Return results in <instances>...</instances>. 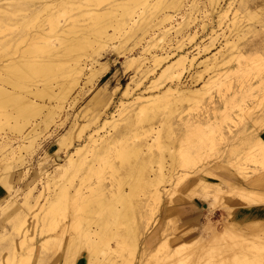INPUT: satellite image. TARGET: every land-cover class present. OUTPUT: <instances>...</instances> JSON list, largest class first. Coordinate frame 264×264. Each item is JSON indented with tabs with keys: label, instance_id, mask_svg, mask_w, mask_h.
<instances>
[{
	"label": "bare ground",
	"instance_id": "6f19581e",
	"mask_svg": "<svg viewBox=\"0 0 264 264\" xmlns=\"http://www.w3.org/2000/svg\"><path fill=\"white\" fill-rule=\"evenodd\" d=\"M80 1L81 9L76 12L74 6ZM92 1L0 0V174L4 175L0 176V264H140L137 257L147 260L148 264L184 262L182 255L176 258L178 253L171 251L169 227L162 231L160 242L152 250L141 244L145 236L146 242L151 243L159 235L160 226L155 218L164 202L165 191L161 184L166 183L168 177L172 179L174 172L171 166L168 174L160 175L163 165L156 170L149 165L154 159L164 156L149 153L154 147L167 149L171 143L173 116L182 113L180 105H177L178 99L182 101L186 98L194 107L201 108L207 104L205 87L219 80L211 81L210 77L201 87L195 85L185 89L166 86L163 93L149 97L142 95L130 104L120 102L123 110L119 116L129 107L137 105V112L121 121L126 123L125 128L140 125L138 141L117 151L113 159L103 164L100 156L115 143L113 136L102 139L90 152L86 150V145L74 146V151H71L73 132L77 127L84 129L100 123L104 129L110 125L116 130L117 137L124 131L116 116L118 110H110L115 104V92L108 86H102L92 92L83 108L87 113L92 111L89 113V125L73 124L54 147L58 151L67 150L68 154L54 170L43 173L45 188L49 190L44 204L40 203L41 195L32 196L36 187L29 190L22 204L15 201L13 193L16 190L5 178L17 166L23 165L27 156L34 154L38 140L62 117L66 104L75 107L84 89L92 91L96 81L109 70L110 61L97 60L88 53L86 45L96 42L101 49H106V53L123 58L127 51L134 50L150 38L144 52L151 55L157 65L151 70L146 66L144 57L136 58L140 63L138 74L143 77L171 59L168 52L158 55L152 51L164 50L162 45L173 29H166L165 24L172 23L175 16L171 13L180 12L186 0H98L111 2L110 7L100 10L91 8ZM208 1L214 10L216 7L219 9L221 0ZM246 1L242 0V4ZM195 5L196 0L192 7ZM64 9L68 18L62 24L60 15H65V11L62 13ZM227 11L221 9L219 17L226 19ZM19 16H22L20 22L13 23L14 17ZM238 16L237 10L232 18L234 25ZM32 19H39L40 23L36 30L28 33L30 29L26 28ZM22 22L25 32H20V39L28 42L26 48L19 58L4 60L3 55L17 41L8 38L7 32ZM156 30L160 33L152 36ZM77 33L92 34L94 41L85 43L77 40L74 37ZM195 38L193 36L190 40ZM52 39H56L57 43ZM214 40L216 38L211 42L214 43ZM130 41L134 46L130 50L125 49ZM229 43L227 39L226 45ZM232 48H237L238 59L246 57L245 53L242 54L243 48L239 49L237 45ZM182 49L180 46L179 50ZM235 53L231 52L226 57L221 55L222 59L215 58L212 62H202L204 70L199 72L200 80L202 76L228 65L236 58ZM177 58L168 62L159 79L180 83L188 66L192 67L196 61L188 54L178 55ZM165 82L155 84L153 88ZM175 93L178 97H174ZM124 95H130L129 88ZM199 122V126L207 123L205 119ZM261 122L264 128V117ZM95 135H90V142L97 143ZM247 140H251L250 136ZM13 141H17L18 146L14 147ZM254 141L256 145L249 148L246 159L255 166H264V137ZM183 162L191 163L192 159L184 156ZM102 170L107 171L108 178H101L95 187L85 185L89 176L100 175ZM244 177L249 179L248 173ZM125 186L128 190H124ZM208 188L199 186L190 199L200 198L211 203L221 190L217 186L210 192ZM227 194L238 196L247 204L240 208L227 205L241 219H256L261 212L254 204L263 203V195L235 189ZM37 206L40 213L32 216L30 213ZM67 208L69 214L64 215ZM242 234L239 228L229 226L213 238L240 241ZM182 246H185L186 255L195 261L201 259L209 243L204 245L197 238H192ZM253 249L258 253L262 247L253 245Z\"/></svg>",
	"mask_w": 264,
	"mask_h": 264
},
{
	"label": "rangeland",
	"instance_id": "374dc122",
	"mask_svg": "<svg viewBox=\"0 0 264 264\" xmlns=\"http://www.w3.org/2000/svg\"><path fill=\"white\" fill-rule=\"evenodd\" d=\"M194 1L186 0L185 7L180 12L171 13L175 16L174 20L170 24H165V28L173 27V29L162 45L164 50L152 51L158 55H165L168 52L171 59L163 62L160 67L145 77L138 74L140 63L136 58L144 57L146 66L151 70L155 68L157 64L152 60L151 55L144 52L150 38L134 50L127 51L123 58L109 52L106 53V49H101L96 42L86 45L88 53L93 54L94 58L99 61H110L109 70L96 81L92 91L88 88L84 89L75 107H70V103L66 104L62 117L38 140V147L34 154L27 156L24 164L17 166L5 178L16 190L13 193L15 201L22 204L29 190L36 187L32 191V196L41 195L40 203L44 204L46 202L44 198L49 195V190L45 188L46 177L43 173L54 170L66 160L68 154L67 150L58 151L54 147L73 124L89 125L88 119L92 111L87 113L83 108L91 98L93 91L102 86H108L109 90H114L115 104L110 110L111 112L118 110L116 116L120 127L124 126V131L121 137H117L116 130L110 125L104 129L100 123L84 129L77 127L73 132L72 148L86 145V150L90 152L100 144L102 139L113 136L115 143L100 156L101 164H103L113 159L117 151L132 146L138 141L137 134L140 132V125L125 128L126 123L121 121L132 117L137 112L135 111L137 105L129 107L119 116L123 110L120 102L130 104L142 95L149 97V95L163 93L164 88L171 85L181 89L195 85L201 87L211 77V81L215 79L219 81L208 88L205 87L204 98L207 104L197 109L188 99L185 98L182 101L178 99L177 105H180L182 113L180 116H178L179 112L173 116L171 143L167 149L159 150L154 147L149 153L164 156L154 159L149 165L155 170L163 165L162 171L160 169L159 172L160 175L168 174L171 166L174 172L172 179L168 177L166 183L161 184L165 191L164 202L160 213L155 218L160 226L159 235L151 243L146 242L147 236H145L141 244L147 250H152L160 242L162 231L169 227L171 251L178 253L176 258L180 255L185 258L183 264H264V202L254 204V207L261 211L258 212L256 219L243 220L237 213L227 208V205L233 207L247 205L242 198L227 194L234 189L244 193L254 192L264 197V166L262 164L255 166L246 159L249 148L256 145L254 139L264 137L263 122H261L264 117V0H247L245 4H242V0H221L219 9L216 7L215 10L208 0H196V5L192 7ZM110 3V1L93 0L91 8L100 10L107 6L110 7ZM74 8L76 12H79L81 1L77 2ZM221 9L225 11L228 9L226 19L219 17L221 14L218 12ZM237 10L239 16L234 25L235 20L232 18ZM64 11L65 9L62 13ZM22 14L24 15V13H18V15ZM21 17H14L13 23L17 20L20 22ZM67 18L66 11L65 15H60L62 24ZM39 23V19L34 21L32 19L26 28V30L30 29L28 33L36 30ZM23 29L22 22L7 32L8 38H15L17 41L14 42L10 51L3 55L4 60L22 56L28 43L20 39V32H25ZM159 33L160 31L156 30L152 36H158ZM193 36L196 38L191 41L190 38ZM74 37L85 43L94 41L92 34L77 33ZM214 38L216 40L212 43ZM227 39L231 42L228 45H226ZM51 41L57 43L56 39ZM115 43L119 45L118 40ZM236 45L239 49L243 48L242 54L245 53L246 57L238 59L237 48H232ZM133 46L134 43L130 41L125 49L130 50ZM180 46L182 50H179ZM231 52H236L235 59L214 73L210 72L202 76L200 80L199 72L204 70L202 62H212L215 58L222 59L221 55L226 57ZM186 54L190 58L195 57L196 61L192 67L188 66V71L185 72L180 83L171 82L165 78L159 79L163 70L168 66V62L178 59V55ZM163 81H166L164 85L153 88L156 87L155 84H161ZM250 86H253L252 90ZM127 88L130 89V95L126 97L124 92ZM174 97H178V94L175 93ZM79 113L81 114L78 116ZM200 119H205L207 123H210L199 126ZM97 131L99 132L96 133ZM91 134H96L94 137L97 143L90 142ZM249 136L250 141L247 140ZM12 145L18 146L17 141H13ZM71 151L73 152L74 148ZM145 152L147 153L146 149ZM184 156H188V160L191 158L192 162H183ZM245 173H248L249 179L244 177ZM0 176L4 175L0 174ZM108 177L107 171L102 170L100 175L89 176L85 185L95 187L101 178ZM199 186L206 188L209 186L208 191L210 192H213L217 186L220 188L218 196L213 197L211 201L212 205L210 201L204 199H190L191 194ZM124 190H128V187L125 186ZM141 194L144 198L143 193ZM69 211L67 208L63 212L64 215L69 214ZM37 213H40L38 206L30 214L34 216ZM229 226H235L243 232L240 241L239 239L237 241L230 238L223 240L213 238ZM192 238H197L204 245L209 243L201 259L195 261L186 255L185 246H182L184 242ZM231 242L233 243L229 244ZM227 244L230 245L229 248L226 247ZM253 245L262 247V250L257 253ZM136 259L140 264H148L145 259L144 261L139 260V257Z\"/></svg>",
	"mask_w": 264,
	"mask_h": 264
},
{
	"label": "crops",
	"instance_id": "0c3cea01",
	"mask_svg": "<svg viewBox=\"0 0 264 264\" xmlns=\"http://www.w3.org/2000/svg\"><path fill=\"white\" fill-rule=\"evenodd\" d=\"M241 206H236V208H240Z\"/></svg>",
	"mask_w": 264,
	"mask_h": 264
}]
</instances>
